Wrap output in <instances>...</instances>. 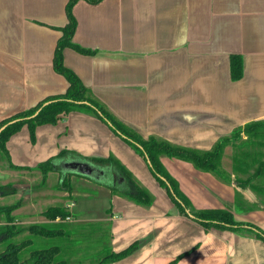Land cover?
Segmentation results:
<instances>
[{
    "label": "crops",
    "instance_id": "crops-1",
    "mask_svg": "<svg viewBox=\"0 0 264 264\" xmlns=\"http://www.w3.org/2000/svg\"><path fill=\"white\" fill-rule=\"evenodd\" d=\"M69 1L0 0V121L67 91L69 82L55 70L54 56L69 21ZM73 14L77 23L72 41L93 53L66 47L65 65L142 137L208 150L236 128L264 120V0H78ZM235 55L242 59L237 80L231 67ZM7 148L12 163L24 167L34 168L70 149L88 157L113 154L137 178L143 173L152 204L114 192L103 181L66 174L70 183L63 191L70 197L71 222L103 235L113 252L140 243L112 264H167L182 253L176 264H264L263 239L246 231L206 230L182 214L144 157L91 113L75 110L57 124L39 126L34 143L24 126ZM232 148L226 147L222 168L235 179ZM160 159L196 209H226L237 221L264 230V205L259 204L264 189L254 181L242 190L190 162L168 155ZM69 160L60 161V167ZM0 165L9 167L2 153ZM31 170L37 172H23ZM48 174H59L61 180L62 167ZM45 184L34 197L47 190ZM13 185L2 197L19 193L21 185L33 196L29 185ZM85 196L84 213L77 215V198ZM34 201L30 204L36 206ZM98 201L102 208L91 214L95 211L89 208ZM41 217L36 222L50 221Z\"/></svg>",
    "mask_w": 264,
    "mask_h": 264
},
{
    "label": "trees",
    "instance_id": "trees-1",
    "mask_svg": "<svg viewBox=\"0 0 264 264\" xmlns=\"http://www.w3.org/2000/svg\"><path fill=\"white\" fill-rule=\"evenodd\" d=\"M77 1L78 0H70L68 3L67 13L69 21L63 28V36L58 42L54 56L55 70L64 75L69 82L67 91L62 95L49 97L34 107L19 111L0 121V128L7 125L0 132V153L8 160L9 167L13 169H33L12 163L7 148V142L10 138L21 131L24 126L28 127L30 140L34 143L36 141V131L39 126L44 124H57L63 114L71 111L80 110L91 113L106 123H111V125L109 124L110 128L116 134L120 135L134 150L142 155L146 161L147 159L150 160L151 165H149V167L152 174L158 183L166 189L169 197L182 214L193 217L206 230L216 228L246 231L264 240V230L262 228L253 223L237 221L233 212L229 210L212 208L196 209L188 196L180 189L177 179L169 173L160 159L161 155H168L190 162L202 171L214 173L226 181H234L237 187L242 190L249 186H253L252 182L254 180H258L255 185L256 187L264 189V151L259 149L260 147H264V120L252 121L244 126L236 128L231 135L221 137L213 147L208 150L176 145L156 136H150L147 139L142 137L130 127L119 121L100 101L94 98L90 89L83 84L80 77L64 63L63 51L66 47H72L84 54L93 53V51L85 49L72 41L77 23L73 14V7ZM90 1L97 2L99 0ZM231 67L233 78L236 80L240 79L242 76V59L239 55L232 57ZM38 110L39 112L33 116ZM244 135L246 139L243 138ZM228 145H233V147L238 150H235L238 154H234V163L238 170L246 172L248 169L255 167L253 174L248 178L241 179L238 177L233 179L231 175L222 168V158L225 148ZM251 147H255L256 150H249ZM67 159L89 161L95 166L107 170V172L110 170L113 174L118 176V180L112 179V182H109L107 181L108 178H106L103 183L114 192L125 195L139 203L152 204L154 202L152 193L142 186L137 179L134 178L130 170L113 154L107 157H88L75 150L62 149L57 155L51 156L40 162L34 169L40 170L43 180H46L48 173L50 171H59L61 169L60 161ZM69 175H72V173ZM68 177L67 175L61 177L60 185L64 189L66 186L69 188V183L67 181ZM5 188L6 186L0 185V197L7 194ZM260 202L259 204L262 207L264 204ZM19 206L20 203L0 205V215L4 214L7 222L12 223L11 219H13V217L11 213ZM43 215L50 221L45 223H33L26 227L24 225L16 227L13 224L0 227V244L2 242H7L6 249L0 252V264H68L66 259H59L58 257L64 251L60 245L45 248L35 247L31 251L30 257L26 260H22L21 252L33 245L35 242L33 241L34 239H26L21 243H14L13 241L8 242V240L11 239L10 236L14 237L18 235V231L24 228L29 231V236L34 238H54L70 234V231L66 230L68 226L66 219L72 215L68 207L53 205L47 208L43 212ZM58 218H60V220L56 221ZM97 239L98 242H100L101 239L103 240V235ZM139 245L140 243L136 241L119 252H113L109 246H106L104 249L105 252H102V257L98 261V264H112V262L132 254ZM184 254L185 253L180 254L167 264H176Z\"/></svg>",
    "mask_w": 264,
    "mask_h": 264
},
{
    "label": "rangeland",
    "instance_id": "rangeland-1",
    "mask_svg": "<svg viewBox=\"0 0 264 264\" xmlns=\"http://www.w3.org/2000/svg\"><path fill=\"white\" fill-rule=\"evenodd\" d=\"M259 149L264 151V147H260ZM232 150L234 151V154L235 153L238 154V152H235V150L237 149L232 148ZM249 150H256V149L255 147L254 148L251 147V149ZM254 168L255 167H253L252 171H250L249 173L238 172L237 168L234 170H236L235 171L236 175H238L239 178L246 179L250 175L253 174ZM8 169H12V170H8ZM16 170H20V171H16ZM36 171L37 172H34L32 170L23 172V169H13L10 167H6L4 165H0V174L4 177H7L6 179L8 181L6 182V180L4 181L1 178L0 185H4L7 187H12V186L14 187L13 185L14 183L19 184L20 182H23L29 185L31 187V192H33V196H31V194L30 195L25 194L26 190L23 189L21 185L19 187V193H15L9 197H2V198L0 197V205H11L14 203H20V206L14 211H12L11 213V216L13 217V219H11L12 223L7 222V219L4 214L0 215V227L5 226V225H11V224L15 225L16 227H19L21 225H24L26 227V226H29L30 224H33L34 222L38 223L36 221L42 219L41 215L43 214V212L47 208L53 205H62L63 207L70 208L69 204H66L68 200H70V197H68V195L65 194V192L63 191L68 187L66 186L65 189L61 187L59 174H51L52 175L51 177L48 174L46 180H43V177H41V171L38 169ZM130 172L132 173V171ZM133 176L134 178L137 179V181L142 186H144L143 184L146 182V180L144 178H141V176H143L142 172L138 174V178L134 174ZM79 177L80 176H77L76 178L79 180L80 179ZM106 178H108L107 181L112 182V177L111 176L109 177L108 174L106 175ZM117 178L118 176L115 177L116 180H118ZM45 181H47V185L46 184L45 185L48 191L45 190L42 193H39L38 195L34 197V193H36L39 190V187L42 185V183H45ZM67 181L68 183H70L69 177ZM79 181H82V180H79ZM257 181L258 180H254V185H256ZM93 186H94L93 184H89V187H93ZM255 187L254 189L256 190ZM89 189H92V188H89ZM5 191L8 192L9 190H5ZM94 192L95 191H91V193H94ZM40 195H43V196L40 197ZM96 198L98 199L99 197H96ZM86 199H87V196L77 198L78 200V205L76 208L77 215L79 213H84V210L86 207L84 200ZM33 200H35L34 202H37L36 206L30 204V202ZM261 200L262 201L260 203L264 204V200L262 198ZM101 205H102V202L99 204V201L98 203L97 202L94 203V206L89 208V209H94L95 211V212L93 211L94 213H91V214H95V215L98 214V210L100 209V207L102 208ZM45 218L47 217L44 216V219ZM71 221H74L73 217H71V219L68 220V222L66 221L68 225V226L66 225L67 226L66 230H69L70 234H67L65 236H59V237H54V238H46V237L34 238V237L29 236V231L24 228L18 231V235L14 237L10 236L11 239L8 240V242L13 241L14 243H21L25 241L26 239H30V238L34 239L33 240L35 241L34 244L27 247L21 252L22 260L28 259L30 257L31 251L35 247L45 248V247H51L54 245H60L64 251L58 257L59 259H66L68 261V264H93L94 262L99 261L102 257V252L107 246V240L101 239L100 242H98L97 233L90 232V230H93L92 228L83 231V228L80 223H75ZM86 228H89V227H86ZM103 245H104V248H103ZM6 246H7V242H4V243L2 242L0 244V252L4 251L6 249ZM86 247H89V248L87 249Z\"/></svg>",
    "mask_w": 264,
    "mask_h": 264
},
{
    "label": "water",
    "instance_id": "water-1",
    "mask_svg": "<svg viewBox=\"0 0 264 264\" xmlns=\"http://www.w3.org/2000/svg\"><path fill=\"white\" fill-rule=\"evenodd\" d=\"M39 110L33 116H35L39 112ZM109 124L111 125V123H109ZM6 126L7 125L2 126L0 128V132ZM147 162L149 165H151V162L149 159H147ZM61 167H62L63 175H66L68 173L69 174H71V173L72 174H78V175L85 176V177H88L90 179L100 181V182L104 181L106 178V175H107L106 174L107 170L101 169L89 161H84V160H79V159L64 161L61 163ZM115 177H116V174H115ZM13 190H15V189H13Z\"/></svg>",
    "mask_w": 264,
    "mask_h": 264
},
{
    "label": "flooded vegetation",
    "instance_id": "flooded-vegetation-1",
    "mask_svg": "<svg viewBox=\"0 0 264 264\" xmlns=\"http://www.w3.org/2000/svg\"><path fill=\"white\" fill-rule=\"evenodd\" d=\"M106 174H108L109 177L111 176L112 179L115 180V174H113V172H111V171L109 170ZM120 180H121V179H120ZM7 188H8V187L6 186L5 190H7ZM9 188H10V187H9Z\"/></svg>",
    "mask_w": 264,
    "mask_h": 264
},
{
    "label": "built area",
    "instance_id": "built-area-1",
    "mask_svg": "<svg viewBox=\"0 0 264 264\" xmlns=\"http://www.w3.org/2000/svg\"><path fill=\"white\" fill-rule=\"evenodd\" d=\"M71 219V216L67 217V221ZM57 220H60V218H58Z\"/></svg>",
    "mask_w": 264,
    "mask_h": 264
}]
</instances>
